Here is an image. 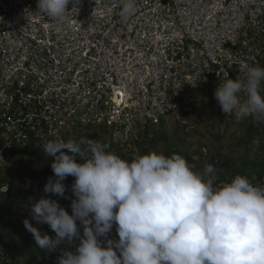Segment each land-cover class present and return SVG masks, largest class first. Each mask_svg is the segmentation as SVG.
<instances>
[{"label": "built area", "instance_id": "obj_1", "mask_svg": "<svg viewBox=\"0 0 264 264\" xmlns=\"http://www.w3.org/2000/svg\"><path fill=\"white\" fill-rule=\"evenodd\" d=\"M36 3L0 0V164L12 146L56 140L80 111L128 160L146 126L264 59V0H137L126 22L118 0H81L62 32Z\"/></svg>", "mask_w": 264, "mask_h": 264}, {"label": "clouds", "instance_id": "obj_2", "mask_svg": "<svg viewBox=\"0 0 264 264\" xmlns=\"http://www.w3.org/2000/svg\"><path fill=\"white\" fill-rule=\"evenodd\" d=\"M80 2L37 0L36 10L50 18L53 30L62 32ZM118 3L119 16L126 22L135 14L137 0ZM262 81L264 68L258 66H247L243 78L235 80L225 73L214 99L224 115L235 114L237 120L264 115ZM86 143V152L72 141L42 145L54 158L55 174L48 178L44 193L70 199L62 181L75 178L71 215L50 198L31 204V218L47 224L55 238L42 235L28 220L23 222L36 245L46 251L61 243L71 245L79 236L76 221L82 223L76 251L64 250L57 264H264V184L238 174L214 186L207 178L214 172L212 165L194 171L180 154L150 151L129 161L106 144ZM114 223L119 240L101 247L98 237L109 233Z\"/></svg>", "mask_w": 264, "mask_h": 264}, {"label": "rangeland", "instance_id": "obj_3", "mask_svg": "<svg viewBox=\"0 0 264 264\" xmlns=\"http://www.w3.org/2000/svg\"><path fill=\"white\" fill-rule=\"evenodd\" d=\"M215 84L203 85L198 100L193 107L178 117L164 118L165 126L150 124L149 127L154 133L163 131L166 133V140H157L146 150L141 146L140 141H136L131 152L129 161L137 156L147 154L150 151H156L164 155H170L177 152L184 156L194 171L202 172L206 165H212L214 172L208 174L207 178L213 180L214 185L224 183L234 177L223 179V172L216 165L218 159L231 160L240 166L243 160L248 162H262L264 160V139L258 138L255 144L249 149L241 140L245 138V132L248 122L237 120L230 114L224 115L214 99ZM264 96V89L261 90ZM83 113L80 111L74 118L75 124H69L56 140H62L65 143L72 141L81 145L82 150L87 151L89 140L84 133H95L100 143H104L111 138L109 129L102 125L85 126L80 120ZM264 122V115H261ZM83 134V135H81ZM84 141L85 143H81ZM7 154V153H6ZM38 154V152H36ZM39 163L41 166L51 165L54 158L47 156L44 151L39 153ZM32 157L23 158V166L19 169L14 167V157L11 154L6 155L5 161L0 164V183L6 175H12L16 172L15 178L16 195L19 202L16 203L15 213L12 221L17 224L21 234L25 235L30 244L28 250L19 237H14L6 228L0 226V251L6 252L14 249L18 260H12L10 257L1 258L0 264H41L49 261L52 257L46 250L40 249L33 238V235L25 228L24 220H28L33 227L37 228L41 234L45 232V224L37 223L31 218V204L38 201L41 197L54 200L56 195L45 194L44 191L37 190L32 192L30 189V180L33 174L37 173V167L32 164ZM249 175V174H247ZM246 175V176H247ZM264 184V183H263ZM9 187L1 188L0 193L8 194ZM70 197L69 201L54 200L63 207L69 215L72 214L71 200L76 199L72 191L66 196ZM70 202V203H69ZM2 202H0V212L2 211ZM117 225L114 223L112 230H116ZM49 235V234H47ZM52 237V235H49ZM102 243V242H101ZM103 246V245H101ZM53 260V258L51 259Z\"/></svg>", "mask_w": 264, "mask_h": 264}, {"label": "trees", "instance_id": "obj_4", "mask_svg": "<svg viewBox=\"0 0 264 264\" xmlns=\"http://www.w3.org/2000/svg\"><path fill=\"white\" fill-rule=\"evenodd\" d=\"M261 68H264V59L261 63ZM264 89V81L261 82V90ZM230 116H233L236 118L234 114H230ZM261 114H255L249 117H245L241 120H244L248 122L246 132H245V138L241 140V143L245 144L249 149L255 144V141L260 138L264 139V122H262ZM237 119V118H236ZM160 127L165 126V121L162 119L159 124ZM83 135V134H81ZM84 136H86L89 140L95 141L97 139V134L95 133H84ZM157 140H166V133L163 131H159L158 133H154L149 126H146L144 131L141 135V146L146 148L148 146H151L154 144V142ZM45 141L33 143L32 145H25V146H12L6 155L11 154L14 157V167L16 169H19L23 166V158L26 156L32 157V164L37 167V173L32 175V178L30 180V189L32 192H36L37 190L44 191V187L48 181L49 177H54V173L51 169V165L41 166L39 161V153L43 152V144ZM38 152V154H36ZM177 153V152H173ZM171 153V154H173ZM170 154V155H171ZM179 154V153H177ZM167 155V156H170ZM216 165L220 167V170L223 172V179H226L228 177H235L236 175H244L254 183V184H263L264 183V160L262 162L254 161V162H248L247 159L243 160V163L238 166L231 160H223L222 158L218 159L216 162ZM17 177L16 172L12 175H6L3 181L0 183V190L4 186H8V194H2L0 193V202H2V211L0 212V226L3 228H6L9 233H11L14 237H19V239L23 242L25 247L29 250L30 244L28 239L25 237V235L21 234L19 231V228L17 224H15L12 221V217L15 213L16 203L20 200L18 199V195H16V187H15V178ZM74 177H67L66 180L62 181V183L66 186L65 196H67L71 191V185L74 182ZM216 186V185H214ZM54 200H67L64 197L57 196L54 197ZM71 202V201H70ZM69 202V203H70ZM77 227L79 236L75 239V241L68 245L66 243H61L57 246V248L54 251H47V253L50 255V257L53 258V260L45 261L41 264H57V258L62 255L64 250H71L73 252L76 251V248L80 242V238L83 237V231L84 227L82 223L77 220ZM45 232L49 235H52L51 238H55V233L50 229V227L45 224ZM98 240L101 243V247H107V241L112 240L114 242H117L119 240L118 233L116 230H112L107 233L105 236L98 237ZM117 251V255H120V252L118 249H115ZM3 253V256L0 255V262L1 258L4 259L5 257H10L12 260H18V257L16 253L14 252V249H11L9 251L3 252L0 251V253ZM19 264V261L17 262Z\"/></svg>", "mask_w": 264, "mask_h": 264}]
</instances>
